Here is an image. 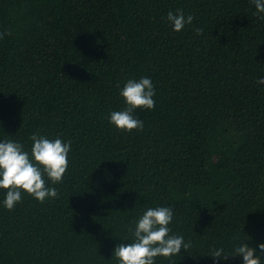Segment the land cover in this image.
Segmentation results:
<instances>
[{"label":"trees","instance_id":"1","mask_svg":"<svg viewBox=\"0 0 264 264\" xmlns=\"http://www.w3.org/2000/svg\"><path fill=\"white\" fill-rule=\"evenodd\" d=\"M177 9L193 21L180 32ZM252 0H0V142L71 141L56 198L0 189V264H120L148 208L191 247L155 264H243L264 243V20ZM203 29L201 35L196 29ZM10 33V34H7ZM155 107L124 132L128 80ZM223 248L221 258L212 257ZM223 256H227L223 259ZM264 264V260H262Z\"/></svg>","mask_w":264,"mask_h":264},{"label":"clouds","instance_id":"2","mask_svg":"<svg viewBox=\"0 0 264 264\" xmlns=\"http://www.w3.org/2000/svg\"><path fill=\"white\" fill-rule=\"evenodd\" d=\"M259 18L264 20V0H252ZM192 15L185 16L184 12L177 9L176 14L169 12L167 20L173 30L180 32L185 25L192 24ZM196 34L201 35L203 29H196ZM6 33H0V39ZM10 34V33H7ZM264 84V78L257 81ZM154 85L150 78H141L139 81L128 80L120 91L121 97L126 102L122 111L110 114V123L118 130L131 132L142 131L143 122L134 118L133 112L138 108L153 109L155 107ZM33 141L31 154L24 150V146L12 140L0 142V189L6 190L3 205L7 210H13L21 202L22 192L35 198L40 203L46 199L56 198L57 189L47 187L48 178L53 184L63 181L68 168V153L71 141L65 143L60 138L49 140L43 136L32 135ZM174 216L171 207L148 208L138 220L133 233V242L120 244L114 250L115 257L120 264H155L157 256L171 259L180 254L181 248L185 251L191 247V242H185L183 236L170 235ZM260 254L255 248L241 244L235 249V255L243 258V264H262L264 260V243L259 246ZM223 248L214 249L211 256L221 258ZM227 256H223L226 259Z\"/></svg>","mask_w":264,"mask_h":264}]
</instances>
